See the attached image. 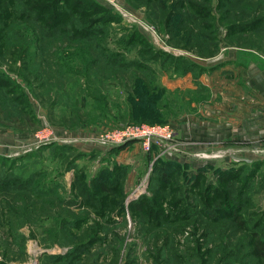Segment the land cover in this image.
<instances>
[{
	"label": "trees",
	"instance_id": "obj_1",
	"mask_svg": "<svg viewBox=\"0 0 264 264\" xmlns=\"http://www.w3.org/2000/svg\"><path fill=\"white\" fill-rule=\"evenodd\" d=\"M127 1L145 8V20L170 37L166 40L168 44L198 56H209L218 50L220 28L224 31L222 40L227 44L238 49L262 48L264 0ZM113 21L119 22L117 15L110 14L93 0H0V57H20L26 80L31 82L35 78L47 92L74 89V99L89 94L93 102L98 92L95 93L97 90L92 84L100 85L120 72L134 81V94L130 96L134 103L151 113L159 107L150 92L160 86L144 61L159 60V57L147 45L136 52L142 61L126 58L124 50L111 48L106 37L109 23ZM128 36L121 39L122 49L135 41L134 37L128 41ZM243 38H248L251 44L245 46ZM241 39L243 42L239 43ZM70 54L79 62L74 69L70 65L73 61L68 59ZM163 56L169 58L167 62L174 72L178 66H195L183 57L165 53ZM136 95L138 102L134 99ZM0 108L3 112L19 111L18 114L24 111L30 120H36L25 90L1 72ZM253 165L258 167L257 162ZM14 168L12 164L5 166L0 162V248L5 255L13 253L15 243H24L25 234L19 226L39 222L45 207L56 203L60 208L54 213L48 211L52 213L47 216L51 227L43 232L30 230L28 236L39 237L45 245L59 241L69 246L65 254L67 259L74 260L73 264H89L93 259L96 262L102 255L110 258L106 264H130L133 247L123 245L124 235L103 229L116 221L110 211L115 210L122 221L126 209H131L136 220L137 236L149 242L145 253L151 258L150 264H264V239L256 229L246 228L240 212L243 194L253 176L251 173L243 176L239 168L219 171L216 178L223 187L207 184L205 190L209 195L204 197L202 193V199L196 197L190 202L180 185L166 186L168 173L156 165V174L151 176L152 193L141 194L128 206L123 203L125 193L120 187L121 176L116 173L121 168L117 166L103 178L97 176L86 181L78 174L71 182V194L67 197L58 191L60 185L56 180H40L42 171L32 170L24 175V170ZM157 173L162 176H156ZM74 207L90 209L98 219L90 218L84 210L81 214L86 215L77 220L61 215L66 211L72 213ZM96 224L102 227L98 229ZM186 225L191 229H184ZM238 228L244 233L233 245L227 239ZM18 248L20 255L25 254L22 246ZM45 255L49 263L62 259L60 255L55 259ZM248 257L253 260L247 261Z\"/></svg>",
	"mask_w": 264,
	"mask_h": 264
},
{
	"label": "rangeland",
	"instance_id": "obj_2",
	"mask_svg": "<svg viewBox=\"0 0 264 264\" xmlns=\"http://www.w3.org/2000/svg\"><path fill=\"white\" fill-rule=\"evenodd\" d=\"M93 1L108 9L110 14L117 15L119 19V22L109 23L110 29L106 41L111 48L124 50L123 56L126 58L142 61L136 52L149 46L153 50V55L159 57V60L144 61L155 73V83L160 86L150 92L159 108L153 109L151 113L141 110L130 97L135 89L133 79L120 72H115V77L104 80L100 85L92 84L97 90L95 93L98 92L97 99L93 102L90 95L85 93H81L85 95L82 96L84 99L81 96L74 99V89L70 92L67 89L64 91L53 89L47 92L43 84L41 82L38 84L35 78L31 79V82L26 80V73L21 70L20 57H0V72L25 90L36 116V120L32 121L24 111L18 114L19 111L3 112L0 108V162L2 161L5 166L14 165L17 171L24 170V175L32 170L42 171L40 180H56L60 185L58 191L66 197L71 194L69 192L71 182L75 181L78 174L86 181L97 176L103 178V175L111 173V169L117 166L121 168V171L116 173L121 176L120 187L125 193L123 196L125 206L143 193L147 195L152 193L154 180L151 176L156 174V165L162 166L164 169L162 171L168 173L169 180L166 186L180 185L182 193L187 195L190 202L196 197L202 199V193L204 197L209 195L210 192L205 190L207 184L223 187L216 178L219 171L239 168L243 176L248 173L253 176L243 194L244 203L240 212L246 220V228L256 229L258 235L264 239V162L260 160L258 167L254 168V159L258 156H252L253 163L251 161L242 163L230 160V156L235 158L236 154L219 152L224 151L223 147L209 152L207 129L204 139L203 136L199 139L198 134L194 133L198 120L208 117L210 67H214L215 63L223 65L225 62L222 61H225L226 57L233 58L238 64L254 61L264 65L263 38L261 50L242 47L238 49L222 40L224 31L220 28L218 50L209 56H198L193 51L168 44L166 40L170 37L166 33L159 32L155 26L145 20V8L140 4H133L127 0ZM126 35H129L128 41H131V37H134L135 41L129 43L127 49H122L121 43L124 42L121 39ZM243 39L239 43L244 41L245 46L251 44L248 38ZM164 53L173 57H183L195 66L192 68L178 66L177 71L174 72L167 62L169 58L163 56ZM68 59L73 61L70 64L72 69L79 65L74 54H70ZM226 64H231V61ZM87 75H89L88 71ZM134 99L138 102L139 97L136 95ZM139 111L143 113L138 114ZM130 123H170L178 134L172 141L152 144L148 149H143L139 143L105 147L98 142L97 136L100 131ZM40 132L51 137L41 143L36 136ZM56 147L60 148L56 149ZM156 176L162 175L157 173ZM45 208L46 210L40 213L39 222H27L19 226L25 234L24 243L22 245L15 243L13 253L5 255L0 248L2 264L74 263V260L67 259L65 254L69 246L62 245L59 241L45 245L39 237L28 236L30 230L47 231L51 227L48 221L50 217L47 216L60 207L55 203ZM72 209L74 213L66 211L61 215L77 220L78 217L86 215L84 212L81 214V210H84L88 211L87 215L90 218L98 219L90 209L76 207ZM110 212L116 221L109 222L107 228L103 227V229L124 235L123 245L130 244L133 247L130 250L132 256L130 264H150L151 258L146 257L145 253L149 242L137 236V223L131 214V209H126L125 219L122 221L115 210ZM86 225L85 223L84 226ZM95 226L98 229L102 227L100 224ZM0 227L1 230L2 226ZM189 227L191 229L190 225H186L184 229ZM242 233H244L243 229L238 228L227 241L235 245ZM4 236L10 239L5 233ZM18 246L23 247L25 254L20 255ZM45 254L52 255L54 259L60 255L62 259L49 263L46 262ZM246 260L252 261L253 258L248 257ZM109 261L110 258L102 255L96 262L93 259L89 264H106Z\"/></svg>",
	"mask_w": 264,
	"mask_h": 264
},
{
	"label": "crops",
	"instance_id": "obj_3",
	"mask_svg": "<svg viewBox=\"0 0 264 264\" xmlns=\"http://www.w3.org/2000/svg\"><path fill=\"white\" fill-rule=\"evenodd\" d=\"M222 62L210 67L208 117L198 120L194 133L204 139L207 129L209 152L223 147L219 152L236 154L232 161L246 163L255 155L259 164L264 162V65L229 57Z\"/></svg>",
	"mask_w": 264,
	"mask_h": 264
},
{
	"label": "built area",
	"instance_id": "obj_4",
	"mask_svg": "<svg viewBox=\"0 0 264 264\" xmlns=\"http://www.w3.org/2000/svg\"><path fill=\"white\" fill-rule=\"evenodd\" d=\"M178 131L170 123L163 124H125L104 129L99 132L97 140L105 147H115L126 143H139L143 149H148L152 144L172 141ZM38 140L46 142L51 136L46 133H37Z\"/></svg>",
	"mask_w": 264,
	"mask_h": 264
}]
</instances>
